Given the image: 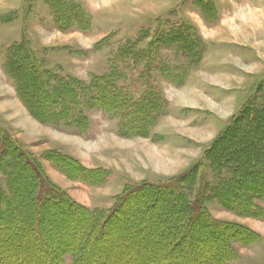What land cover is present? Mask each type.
<instances>
[{
	"label": "rangeland",
	"instance_id": "1",
	"mask_svg": "<svg viewBox=\"0 0 264 264\" xmlns=\"http://www.w3.org/2000/svg\"><path fill=\"white\" fill-rule=\"evenodd\" d=\"M215 40L225 42L220 45ZM19 43H24L42 70L55 76L53 86L59 90L71 83L76 89L88 91L94 78H108L111 70L117 72L116 85L124 86L129 93L146 88L159 102V112L147 135L125 132L118 118L91 106L83 109L87 118L84 131L37 121L14 92L5 72L9 49ZM127 46L133 50L124 51ZM215 50L225 63V78H229L227 91L219 98L218 93L213 97V89L207 86L212 79L206 66L213 61ZM263 101L264 0H0V128L36 159L52 185L90 212L107 213L124 190L177 179L200 163L205 151L246 103H253L255 109ZM250 148L247 141L234 149L226 144L224 153L244 161L242 153L252 151ZM56 154L73 159L78 167L62 169L68 171L65 174L54 160ZM91 170L105 173L94 174L93 178L88 172ZM19 175L13 185L30 191L32 174L22 171ZM225 177V172L214 170L206 159L197 168L193 186L183 183L181 188L189 202L200 195L203 209L214 222L239 226L261 237L248 246L232 242L239 257L233 264H264V221L223 208L215 190ZM4 179L0 172L2 189ZM15 198L25 202L31 197L16 193ZM170 203V198H164L147 207L141 200L144 208L138 210L139 204L129 212L135 216L134 223L119 225V231L108 241L90 242L97 246L96 254L87 250L81 260L85 264H107L114 251H120L112 264H142L132 262L141 257L150 258L154 262L151 264H162L158 258L168 246L159 244L173 234L175 216L168 217V229L162 222L138 218L152 214L162 218L160 209ZM24 205L21 212L27 210ZM21 228L17 227V234ZM209 231L208 226L196 221L184 229L182 239L175 234L174 257L169 260L176 261L175 255H181L186 264H192V259L202 254L199 264H206L210 258L208 253H201L202 240L215 243L227 235ZM192 242L195 249L189 248ZM30 247H15L0 255L20 262ZM39 254L36 250L33 256ZM64 260L71 263L68 256Z\"/></svg>",
	"mask_w": 264,
	"mask_h": 264
},
{
	"label": "trees",
	"instance_id": "2",
	"mask_svg": "<svg viewBox=\"0 0 264 264\" xmlns=\"http://www.w3.org/2000/svg\"><path fill=\"white\" fill-rule=\"evenodd\" d=\"M177 35L179 36L178 33ZM9 50L5 72L12 80L22 104L40 123L84 131L87 118L83 109L91 106L111 118H118L119 125L125 132L144 136L159 112L158 100H154V96L146 88L142 92L136 89L135 93H129L124 86L116 85V70H111L112 74L108 78H94L88 91L82 87L76 89L71 83L59 90L53 86L55 76L39 67L32 54L25 49L24 43H19ZM132 50L130 46L124 49L127 52ZM144 54L150 59L148 51ZM147 71L148 69H145V72ZM24 84L29 86L23 88ZM85 92L89 96H85ZM34 93L37 94L35 97ZM252 104L246 103L237 116L234 115L232 122L202 155L198 165L191 166L180 177L166 184L142 185L139 189L124 190L107 213L90 212L71 201L64 192L46 179L36 159L0 128V172H3L6 184L4 189L0 188V254L15 247L23 249L26 245L31 246L27 251L28 255H22L20 262L5 254L0 255V264H40V259L46 260V264H68L64 260L67 256L71 259L70 264H85V261L81 260L84 252L90 250L92 255L96 254L97 246L92 243L96 240L108 241L112 233L119 231V225L134 223L135 216L129 213L132 206H138L142 200L147 203V207H153L152 204L162 202L164 198L171 200L170 204L160 209L164 217L158 218L152 214L138 218L152 223L162 222L164 228L168 229L171 226L170 222L167 223L168 217L175 216L173 234L159 244L161 247L168 246L165 254L158 258L162 264L187 263L181 255H175L178 257L176 261L169 260V257H174L173 236L180 235L179 239H182L184 229L196 221L208 226L211 233L222 231L227 234L219 237L215 243L202 240L204 249L201 253H208L210 258L206 264H233L239 257L232 247V242L248 246L260 241L261 237L239 226L214 222L203 209L200 195L197 194L189 202L181 186L187 183L192 187L197 168L204 160L209 159L214 170L225 172L227 175L215 190L216 198L220 200L223 208L238 215L264 221V165L259 166L264 163V101L262 106H256L255 109ZM244 141H247L252 149L250 152L243 151L244 161H236L224 153L226 144L230 149H234ZM54 157V160L57 159L58 168L65 174L73 165L76 166L74 160L69 157L60 154ZM66 168L68 171L62 170ZM22 171L32 174L30 191L13 185ZM88 172L93 178L94 174L105 173L97 170ZM146 189H149L148 194L145 193ZM237 190L240 192H236ZM16 193L31 198L22 202L15 198ZM22 203L27 209L24 212L20 211ZM143 206L144 204H140L138 210L143 209ZM18 226L27 227L21 228L17 234ZM54 240L57 242L53 243ZM189 248L195 249L196 245L192 242ZM36 250L40 252L39 256H33ZM114 252L118 255L114 254L107 264H112L116 256L121 255L120 251ZM201 256L202 254L195 256L192 264H199ZM132 262L154 263L150 258L142 257Z\"/></svg>",
	"mask_w": 264,
	"mask_h": 264
},
{
	"label": "crops",
	"instance_id": "3",
	"mask_svg": "<svg viewBox=\"0 0 264 264\" xmlns=\"http://www.w3.org/2000/svg\"><path fill=\"white\" fill-rule=\"evenodd\" d=\"M236 40H240V39H236ZM222 42H225V40H222V41L221 40H215L214 43L221 45ZM214 47L217 48L218 45L214 46ZM212 56H213V61L212 62L210 61L207 64V66H206V72L211 74L210 76H211V79H212L210 82L208 81L209 84H207V86L209 87L210 90L213 89L211 91H214V94L211 93V95L214 97V95L216 93H218L217 95H218V98H219L223 93H225V91H227L225 83H228L229 78H227V79L225 78V75L227 74V72H226V70L224 68L225 67V63L222 62L223 60L221 59V56L217 53V50H215L213 52ZM218 59H220V60L218 61ZM201 67L202 66H200L199 69ZM12 90L14 91V89H12ZM224 95H226V94H224ZM237 110H238V108L235 109V110L233 109L232 113H231V116L234 115V113H236Z\"/></svg>",
	"mask_w": 264,
	"mask_h": 264
},
{
	"label": "bare ground",
	"instance_id": "4",
	"mask_svg": "<svg viewBox=\"0 0 264 264\" xmlns=\"http://www.w3.org/2000/svg\"><path fill=\"white\" fill-rule=\"evenodd\" d=\"M251 15H252V14H251ZM257 22H258V21H257ZM227 23H229V22H227ZM253 23H254V21H253ZM250 24H251V23H250ZM255 24H256V23H255ZM256 25H258V24H256ZM256 25H255V26H256ZM257 28H258V27H257ZM253 29H254V28H253ZM255 29H256V28H255ZM153 163H154V162H153Z\"/></svg>",
	"mask_w": 264,
	"mask_h": 264
}]
</instances>
